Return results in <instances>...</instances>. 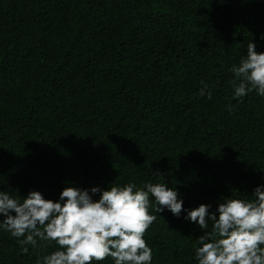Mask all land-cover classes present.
<instances>
[{"label": "trees", "instance_id": "trees-1", "mask_svg": "<svg viewBox=\"0 0 264 264\" xmlns=\"http://www.w3.org/2000/svg\"><path fill=\"white\" fill-rule=\"evenodd\" d=\"M262 35L264 0H0V191L58 202L69 186L165 183L184 209L210 212L253 198L264 97L234 98L229 69L250 41L264 53ZM150 200L152 264H198L211 222L202 230ZM38 243L25 254L0 229V264L58 250Z\"/></svg>", "mask_w": 264, "mask_h": 264}, {"label": "clouds", "instance_id": "clouds-1", "mask_svg": "<svg viewBox=\"0 0 264 264\" xmlns=\"http://www.w3.org/2000/svg\"><path fill=\"white\" fill-rule=\"evenodd\" d=\"M255 49L250 41L247 56L229 69L234 77L230 81L234 98L252 91L264 97V53ZM201 83L199 95L211 99L208 85ZM154 176L163 180L161 174ZM97 194L100 198L94 201ZM178 197L165 183L151 182L143 187L130 182L107 190L69 186L62 190L58 202L46 200L37 191L21 202L0 191V216L4 217L0 229L18 240L25 254L28 246H45L38 242H56L58 250L39 258L37 264H92L109 257L114 264H152V250L144 239L157 219L149 214L152 198L156 213L167 209L179 218L186 212L184 219L202 230L211 222L212 232L205 231L195 241L198 264H264V185L254 189L253 198L223 199L215 212L205 204L184 209Z\"/></svg>", "mask_w": 264, "mask_h": 264}]
</instances>
